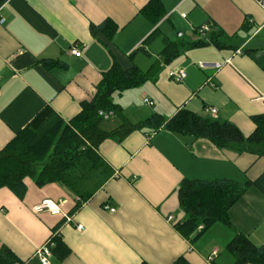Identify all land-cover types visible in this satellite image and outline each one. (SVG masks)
<instances>
[{"label": "crops", "instance_id": "1", "mask_svg": "<svg viewBox=\"0 0 264 264\" xmlns=\"http://www.w3.org/2000/svg\"><path fill=\"white\" fill-rule=\"evenodd\" d=\"M161 1L165 14L156 21L142 13L150 0H0V151L47 107L71 122L115 64L151 74L141 87L113 96L132 122L153 114L170 119L183 108L198 115L216 108L218 119L251 135L252 118L264 114V101H257L264 94L261 2ZM106 21L118 27L115 36L93 37L91 27ZM203 26L227 38L226 47L189 48L201 40L197 32ZM165 40L181 50L170 64L161 55ZM73 46L81 57L71 54ZM45 60L60 61L64 68H48ZM181 69L187 77L177 83L169 73ZM146 98L152 107L144 105ZM97 154V163L81 160L60 183L39 188L27 179L23 200L0 189V248L21 264H40L35 254L61 222V241L70 254L62 260L53 254L52 264H178L181 258L189 264H234L227 246L238 234L264 246V157L165 130L107 140ZM222 179L251 186L231 208L230 227L217 223L193 243L175 228L185 220L180 185ZM46 199L64 202L72 221L36 213Z\"/></svg>", "mask_w": 264, "mask_h": 264}, {"label": "trees", "instance_id": "2", "mask_svg": "<svg viewBox=\"0 0 264 264\" xmlns=\"http://www.w3.org/2000/svg\"><path fill=\"white\" fill-rule=\"evenodd\" d=\"M142 13L159 20L165 14L162 1L150 0ZM117 31L118 27L111 21L91 27V34L95 38L100 34L113 38ZM210 33L206 39L209 41H195L189 48L202 47L207 43L218 48L226 47L227 38L222 39L220 33ZM180 52L179 45L165 40L161 55L165 63L170 64ZM43 64L48 68H64L60 61L45 60ZM150 78L151 74L138 67L123 70L115 64L103 74L93 99L82 104V111L71 122L66 123L49 107L42 110L0 151V189L8 188L23 200L28 193L27 179L34 181L39 188L60 183L66 173L77 168L81 160L97 163V151L103 142H121L132 133L143 130L149 134L165 130L195 140H208L222 150L264 157V114L252 118L255 130L249 136H245L229 121L207 114L198 115L185 108L170 119L153 114L138 123L129 120L124 115L123 108L113 101V96H121L126 91L139 88ZM100 112H112L121 124L113 130H105V120ZM250 186V183L241 184L227 179L211 182L184 180L178 190V197L185 220L177 223L175 228L194 243L217 223L230 227L229 212ZM78 209L77 205L70 214ZM201 226L204 228L199 230ZM55 242L56 247L52 252L62 260L70 254V250L62 243L61 238H56ZM227 251L235 258L234 264H264V246H255L242 234L232 240ZM0 264L21 263L9 249L0 248ZM178 264L189 263L181 258Z\"/></svg>", "mask_w": 264, "mask_h": 264}, {"label": "built area", "instance_id": "3", "mask_svg": "<svg viewBox=\"0 0 264 264\" xmlns=\"http://www.w3.org/2000/svg\"><path fill=\"white\" fill-rule=\"evenodd\" d=\"M261 2V4L264 7V0H259ZM183 17H185V15H183ZM211 32V27L210 26H203L201 27L197 34L199 35L200 39H207V35L208 33ZM70 52L72 55L76 56V57H81L82 56V51L80 49H78L77 46H73L70 49ZM238 54H240V52H238ZM230 61H226V63H229ZM203 66V64H201V67ZM218 68L221 67V65H217ZM169 77L177 82V83H182L186 77H187V73L185 70L181 69L179 71H174V72H170L169 73ZM257 101H264V94H261L260 96L257 97ZM143 103L145 106H149L152 107L154 105V103L146 98L143 100ZM205 114L213 117V118H217L218 116V110L216 108H208L205 110ZM100 115L104 118V120H108L109 118H111L112 116H114V114L112 112L109 113H104V112H100ZM64 202H59L56 203L52 200H43L41 202V204H39L37 207H35V211L36 213L40 214V213H50L51 215H62L65 220L67 222H71L72 221V216H70L69 214L65 213L63 206H64ZM109 211L111 212H115L116 209L115 208H111V207H106ZM170 220H173V218H170ZM204 227L201 226L199 228V230H202ZM78 230L80 231H84L85 228L83 226H78ZM56 238H61L60 235V231H53L51 237L45 242V244L43 246H41L36 254H35V258L40 262V264H52L51 262V258L53 256V252L52 250L56 247V242L55 239ZM218 255V251L215 250L213 252V254L209 257V260L212 261L216 256Z\"/></svg>", "mask_w": 264, "mask_h": 264}, {"label": "rangeland", "instance_id": "4", "mask_svg": "<svg viewBox=\"0 0 264 264\" xmlns=\"http://www.w3.org/2000/svg\"><path fill=\"white\" fill-rule=\"evenodd\" d=\"M137 103H138V101H137ZM139 104V106H140V103H138ZM146 109V108H145ZM147 111H151V110H149V108H147ZM118 119H117V117H111L109 120H106L105 122H104V124H103V127L104 128H112L113 127V125L115 124V123H118Z\"/></svg>", "mask_w": 264, "mask_h": 264}]
</instances>
